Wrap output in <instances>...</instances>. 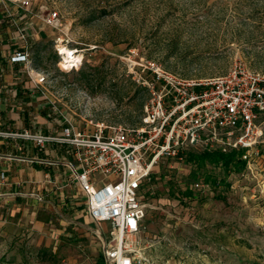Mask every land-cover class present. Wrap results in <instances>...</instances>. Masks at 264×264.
I'll return each mask as SVG.
<instances>
[{"label": "rangeland", "instance_id": "rangeland-1", "mask_svg": "<svg viewBox=\"0 0 264 264\" xmlns=\"http://www.w3.org/2000/svg\"><path fill=\"white\" fill-rule=\"evenodd\" d=\"M29 3L37 36L28 41L25 72L42 76L43 111L55 112L58 128L64 119L87 131L98 123L138 127L149 99L142 79L150 76L141 70L148 61L185 78L224 74L234 63L264 71V0ZM52 10L56 27L43 19ZM60 44L83 56L78 68L60 69ZM260 148L250 169L231 170L219 186L211 180L222 179L220 166L160 158L141 186L147 208L140 264H264V144ZM172 181L181 190L191 187L193 197L171 196ZM55 224L50 242L35 240L29 229L5 236L0 227V264H106L94 223L67 230Z\"/></svg>", "mask_w": 264, "mask_h": 264}, {"label": "built area", "instance_id": "built-area-1", "mask_svg": "<svg viewBox=\"0 0 264 264\" xmlns=\"http://www.w3.org/2000/svg\"><path fill=\"white\" fill-rule=\"evenodd\" d=\"M14 1L29 11V0ZM43 19L52 27L59 24L54 10ZM18 40L23 52H15L11 60L30 63L21 30ZM141 70L150 76L142 79L149 99L138 127L98 123L87 131L64 119L58 135L0 129L1 138L69 146L75 159L70 167L85 194L86 212L97 226L93 233L106 264H140L144 259L147 203L141 186L160 158L181 159L185 151L235 150L250 169L264 144V71L234 63L224 74L185 78L150 61ZM28 75H34L35 83L43 80L34 70ZM102 223H108L107 231Z\"/></svg>", "mask_w": 264, "mask_h": 264}, {"label": "crops", "instance_id": "crops-1", "mask_svg": "<svg viewBox=\"0 0 264 264\" xmlns=\"http://www.w3.org/2000/svg\"><path fill=\"white\" fill-rule=\"evenodd\" d=\"M32 24L33 19L29 20L19 3L0 0V129L58 135L61 128L55 112L43 111L45 93L33 81L34 75L33 79L29 77L31 71L25 72L29 63L11 60L15 52H23L18 40L20 30L27 37L26 45L37 36ZM74 162L67 145L48 141L38 146L27 140L0 137L1 234L11 236L29 229L28 235L35 240L50 242L56 239L50 232L55 221L63 225V230L82 222L92 225L85 194L70 167Z\"/></svg>", "mask_w": 264, "mask_h": 264}, {"label": "trees", "instance_id": "trees-1", "mask_svg": "<svg viewBox=\"0 0 264 264\" xmlns=\"http://www.w3.org/2000/svg\"><path fill=\"white\" fill-rule=\"evenodd\" d=\"M82 72V71H81ZM185 161L193 163L197 166L213 164L214 166H220L224 172L222 179H217L213 177L211 182L215 186H219L221 182H225L227 175L231 170L241 171L245 167V161L240 158V152L231 150L229 152H221L218 150L214 151H202L195 153L193 151H186L182 153ZM170 193L171 196H180L182 198H192L193 189L189 186L181 190L175 181L170 183Z\"/></svg>", "mask_w": 264, "mask_h": 264}, {"label": "bare ground", "instance_id": "bare-ground-1", "mask_svg": "<svg viewBox=\"0 0 264 264\" xmlns=\"http://www.w3.org/2000/svg\"><path fill=\"white\" fill-rule=\"evenodd\" d=\"M58 48L60 49V54H62V58H60L62 68L69 70L79 67V64L83 60L81 54H77L76 50H72L63 44L58 45Z\"/></svg>", "mask_w": 264, "mask_h": 264}]
</instances>
